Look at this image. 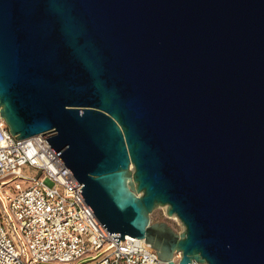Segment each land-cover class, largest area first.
<instances>
[{
  "label": "water",
  "instance_id": "water-1",
  "mask_svg": "<svg viewBox=\"0 0 264 264\" xmlns=\"http://www.w3.org/2000/svg\"><path fill=\"white\" fill-rule=\"evenodd\" d=\"M0 115L114 241L264 264V0H0Z\"/></svg>",
  "mask_w": 264,
  "mask_h": 264
},
{
  "label": "built area",
  "instance_id": "built-area-1",
  "mask_svg": "<svg viewBox=\"0 0 264 264\" xmlns=\"http://www.w3.org/2000/svg\"><path fill=\"white\" fill-rule=\"evenodd\" d=\"M13 136L0 115V264H170L143 238L114 241L40 133Z\"/></svg>",
  "mask_w": 264,
  "mask_h": 264
},
{
  "label": "rangeland",
  "instance_id": "rangeland-1",
  "mask_svg": "<svg viewBox=\"0 0 264 264\" xmlns=\"http://www.w3.org/2000/svg\"><path fill=\"white\" fill-rule=\"evenodd\" d=\"M25 171H29L28 168H24ZM151 222L163 221L165 222L174 232H180L183 228L178 218L172 217V215L166 214V206H156L149 214Z\"/></svg>",
  "mask_w": 264,
  "mask_h": 264
},
{
  "label": "bare ground",
  "instance_id": "bare-ground-1",
  "mask_svg": "<svg viewBox=\"0 0 264 264\" xmlns=\"http://www.w3.org/2000/svg\"><path fill=\"white\" fill-rule=\"evenodd\" d=\"M172 215V217H175V214H171ZM170 216V215H169ZM179 220V219H178Z\"/></svg>",
  "mask_w": 264,
  "mask_h": 264
}]
</instances>
